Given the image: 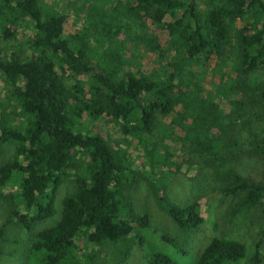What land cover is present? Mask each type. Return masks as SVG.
Instances as JSON below:
<instances>
[{"label": "trees", "instance_id": "1", "mask_svg": "<svg viewBox=\"0 0 264 264\" xmlns=\"http://www.w3.org/2000/svg\"><path fill=\"white\" fill-rule=\"evenodd\" d=\"M0 5L30 18L35 29L29 59L0 54V71L12 87L7 100L0 101V145L15 146L13 159L0 167V188L19 180L26 213L15 216L30 229L54 216L64 175L75 177L78 185L64 199L60 221L38 233L33 264H67L83 237L98 246L118 244L132 234L134 225L146 228L148 214L135 216L129 200L137 176L150 182L157 205L178 227L196 230L203 222L197 205L181 207L163 194L165 168L191 170L194 158L225 181L226 195L244 193L240 206L260 210L253 264H262L264 179L255 183L228 169L244 152L264 161V81L251 77L264 63V0L120 1L116 8L124 9L122 14L136 26L143 47L166 60L172 71L138 69L123 78H118L117 68L96 60L85 44L71 46L65 36L66 14L48 15L40 0H0ZM99 8H92L93 17L101 15ZM152 26L167 31L165 47L157 43ZM119 28L130 31L129 24ZM3 34L12 36L7 27ZM200 54L207 56L197 63ZM189 66L201 75L190 73L184 79ZM67 71L93 83L76 85L73 94L64 84ZM84 113L92 120L110 117L116 136L78 128ZM157 113L175 115L162 141L148 148L145 135L152 132ZM78 155L87 157L86 166ZM5 234L6 228L0 227V256ZM246 252L238 241L215 238L191 264H225ZM150 264L176 263L154 254Z\"/></svg>", "mask_w": 264, "mask_h": 264}, {"label": "rangeland", "instance_id": "2", "mask_svg": "<svg viewBox=\"0 0 264 264\" xmlns=\"http://www.w3.org/2000/svg\"><path fill=\"white\" fill-rule=\"evenodd\" d=\"M120 1L122 0H40V3L48 15L66 14L65 36L69 38L71 46L85 44L96 60H105L111 67L117 68L118 78H123L127 71L138 69H155L157 73L165 70L171 73L166 60L160 61L157 55L143 47V43L137 38L136 26L122 14L124 9L116 8ZM96 5L100 6L101 15L93 17L92 8ZM201 6L204 8V4ZM245 20L251 21V18L245 16ZM243 22L240 20L239 24H244ZM124 24H129L130 31L119 28ZM104 26L106 28H103ZM4 27L9 29L11 37H5ZM150 30L157 36V43L165 47L168 40L167 31L155 26L150 27ZM34 33V22L30 18L19 13L11 14L0 5L2 56L16 54L23 59H29L32 55L30 39ZM133 49L140 53L134 52ZM140 54L145 55L141 57ZM204 56L207 55H198L197 63H201V58L203 62ZM190 73L201 75L198 69L189 66L184 70L182 77L187 79ZM251 77L264 81V63L252 73ZM92 83L70 71H67L64 77L66 88L73 94L76 93V85L89 87ZM11 89L10 82L0 71V101L7 100L6 96ZM174 115V113L156 114L152 132L145 135L146 139H149L148 148L152 147L151 143L162 141L166 134V125L171 122ZM78 128L104 136H116L115 123L105 115L92 120L84 113V119ZM176 133L180 135L179 130ZM119 146L126 147L124 143H120ZM14 154L15 146L12 143L0 145V167L10 162ZM80 156L82 164L86 166L87 157ZM80 156L78 155L77 158ZM194 159L196 164L191 170H186L184 167L181 170L165 168L168 175L163 183V194L171 203L181 207L192 203L197 205L203 222L196 230L187 232L178 227L170 215L157 205L150 182L137 176L138 182L130 189L129 200L135 216L143 217L148 214V226L140 228L134 225L132 234L118 244L105 243L98 246L83 237L71 252L67 264H150L154 254L167 255L176 264H191L199 259L204 249L215 238L235 240L246 247L244 258L225 264H253L254 245L261 235L260 210L245 209L240 206L244 193L226 195L225 181L219 179L216 172L200 159ZM228 172L257 183L264 179V161L259 155H254L250 151L244 152L230 165ZM77 188L76 178L64 175L56 192L54 216L35 223L30 229L24 228L15 216L26 213L20 197L19 180L13 179L5 187L0 188V227L6 228L0 264L36 262L32 256V248L38 233L54 227L60 221L64 199L73 196ZM235 209H240V212L234 214ZM262 264H264V254Z\"/></svg>", "mask_w": 264, "mask_h": 264}]
</instances>
